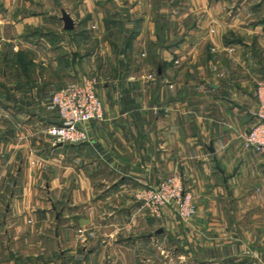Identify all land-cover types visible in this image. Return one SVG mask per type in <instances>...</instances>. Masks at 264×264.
Wrapping results in <instances>:
<instances>
[{
	"label": "crops",
	"instance_id": "1",
	"mask_svg": "<svg viewBox=\"0 0 264 264\" xmlns=\"http://www.w3.org/2000/svg\"><path fill=\"white\" fill-rule=\"evenodd\" d=\"M53 1L75 24L68 32L61 17L55 37L44 21L61 83L0 97V264H152L159 250L181 263H264V155L243 140L259 85L241 73H261L264 36L241 29L264 28V0H74V14ZM37 4L0 0V49L32 46L23 34L39 29ZM83 74L98 81L104 118L86 126L89 142L55 146L47 129L60 119L46 104ZM174 176L193 195L191 222L137 201Z\"/></svg>",
	"mask_w": 264,
	"mask_h": 264
},
{
	"label": "built area",
	"instance_id": "2",
	"mask_svg": "<svg viewBox=\"0 0 264 264\" xmlns=\"http://www.w3.org/2000/svg\"><path fill=\"white\" fill-rule=\"evenodd\" d=\"M98 81L92 77H82L53 96L47 110L59 115V124L47 129L54 145H79L90 141L86 126L104 118L102 102L97 94ZM258 109L256 123L244 134V144L264 155V84L256 90ZM2 111L0 110V115ZM141 208L155 218H162L166 208H171L183 222H189L196 214L194 198L184 187L179 177H169L158 186L146 188L137 194ZM264 264V263H262Z\"/></svg>",
	"mask_w": 264,
	"mask_h": 264
},
{
	"label": "rangeland",
	"instance_id": "3",
	"mask_svg": "<svg viewBox=\"0 0 264 264\" xmlns=\"http://www.w3.org/2000/svg\"><path fill=\"white\" fill-rule=\"evenodd\" d=\"M36 1H37V3L39 2V4L42 3L41 0H36ZM45 1H46V4L43 2L44 3L43 5L41 4L38 6V4H37L36 8H34V13L36 14V18L34 20V23L36 25H38L39 29H36L35 31L27 30L26 33L23 34V38H27V37L31 38V34H32V38H31L32 46L28 47V46H26L25 43L22 42L18 46H16V45L12 46V45H6L5 44L0 49V97H2L3 95L7 96L9 94V92H11V88L13 89L18 85L28 84L30 86L41 87L42 85H46V83H61V81H60L61 79L57 76L58 73L57 74L53 73V72L51 73L49 70L51 68L49 66H47L45 63L46 62L45 58L47 57L48 48L45 46V43L43 42L42 36H44L45 33L49 30V27H46L47 23L45 24L44 21H48V23L50 22V24H53V26L55 28L57 27V31L54 28H51V29H53L52 36H55L56 33H60V31H62V26H61V23L59 22L61 17H62V13H61L62 12V10H61L62 6H58L57 9L51 10L50 3H54V1L53 0H51V1L45 0ZM44 5L47 6L45 9H44V7H45ZM74 6H75L74 0H66V4L64 7L67 9L68 12H71L72 14H74L72 11ZM244 13H245L244 16H251V14L247 11H244ZM50 16H51V18H50ZM249 18H250L249 21H252V18L251 17H249ZM256 20L257 21H264V12L259 14V16H257L254 21L256 22ZM58 28L60 31L58 30ZM241 31L243 32L242 33L243 36L244 35L250 36L251 39H254L255 37L262 38L264 36V28L259 29L258 32H256L255 29H252V27L251 28L242 27ZM254 31H255V33L253 34L252 32H254ZM68 32H71V31H68ZM96 34H98V33H96ZM261 35H262V37H261ZM259 40H261V39H259ZM56 55L58 56V54H56ZM255 57H256V59L253 60V64H255V67H257V69H260V71H261L260 75L258 76V75H256L257 73L256 74L253 73V70H252L253 66L252 65L250 66L249 63H248L249 65L246 64V65L242 66V68L244 70H242L241 73H243L242 77H248L249 76L250 78H252V79L248 78V80L251 81V82L249 81L250 85L257 87L258 85L264 84V42L263 41L261 42L260 49L257 50V56H255ZM246 75H248V76H246ZM82 77L95 78L89 74H83V75L76 77L78 79H76L75 81L79 82V80ZM245 80H246V78H245ZM61 89H62V87H61ZM256 90H257V88H256ZM48 99H46V100H48ZM39 102L43 103L41 101H39ZM48 103L46 104V107H47ZM43 105H44V103H43ZM1 108H2V106H0V110H1ZM174 177H178V176H174ZM194 204H195V202H194ZM195 207H196V204H195ZM165 210H169L176 217V214L174 213L173 209L166 208ZM196 212H197V210H196ZM146 213H148V212L146 211ZM148 214L150 215V213H148ZM150 216L153 217L152 215H150ZM157 219H159V218H157ZM192 219L189 222H191ZM177 223L182 224V223H187V222H183L177 217ZM179 257H180V255H179ZM179 257H177V255H174V254L171 255V252L159 250L157 253L151 255L150 260H152V264H194L192 262H187L185 260L183 261V263H181V260Z\"/></svg>",
	"mask_w": 264,
	"mask_h": 264
},
{
	"label": "water",
	"instance_id": "4",
	"mask_svg": "<svg viewBox=\"0 0 264 264\" xmlns=\"http://www.w3.org/2000/svg\"><path fill=\"white\" fill-rule=\"evenodd\" d=\"M62 21L64 23L65 30H67V31L74 30L75 24H74V20L70 16V14H68L67 12H64L63 16H62Z\"/></svg>",
	"mask_w": 264,
	"mask_h": 264
}]
</instances>
